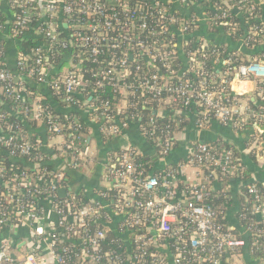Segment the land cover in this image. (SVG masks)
Here are the masks:
<instances>
[{
  "label": "built area",
  "instance_id": "built-area-1",
  "mask_svg": "<svg viewBox=\"0 0 264 264\" xmlns=\"http://www.w3.org/2000/svg\"><path fill=\"white\" fill-rule=\"evenodd\" d=\"M6 1L19 10L11 15L13 36L25 35L35 25L34 33L44 35L48 43L32 49V64H27V54L18 52V73L4 66L0 45V94L11 104L9 113L0 111V232L13 233L25 225L35 241L27 254L17 257L9 239H2L0 264H43L44 247L54 264H233L232 256H242L247 237L250 247H259L263 194L255 184L248 185L249 222L240 224V230L228 226L225 212L209 205L208 196L218 175H233L242 167L230 150L201 141L184 161L156 167L158 174L144 173L135 163L139 152L127 144L115 161L104 165L100 199L81 203L73 189L59 199V190L71 187L70 180L63 183L62 173L90 162L91 151L86 143L73 141L80 136L78 122L62 121L41 94L25 85H44L66 108L91 111L107 135L119 137L137 123L155 156L159 154L158 161H165L177 143L182 115L192 114L197 127L213 120L241 126L249 114L264 116L241 107L229 90V75L250 78L258 82V95L264 100V54L237 65L229 56L219 58L217 50L208 53L206 41L200 43L202 51L187 48L198 23L191 3L213 0ZM228 1L220 0L224 6L213 1L209 10L216 12L208 11L206 20L229 29L233 24L226 21L227 10L246 5L250 22L243 41L264 42V0ZM55 46L76 55L68 57L67 66L53 77L49 53ZM210 54L215 55L216 75L206 68ZM219 62L223 68L216 70ZM141 107L152 111L143 123L136 111ZM173 109L176 117L159 125L156 117ZM12 115L25 126L10 119ZM33 125H46L48 133L61 139L52 161L42 153ZM45 162L52 167L43 168ZM191 167L194 182L187 174ZM43 203L50 206L52 217Z\"/></svg>",
  "mask_w": 264,
  "mask_h": 264
},
{
  "label": "crops",
  "instance_id": "crops-1",
  "mask_svg": "<svg viewBox=\"0 0 264 264\" xmlns=\"http://www.w3.org/2000/svg\"><path fill=\"white\" fill-rule=\"evenodd\" d=\"M169 2L170 0H165ZM2 7H7V1L2 0ZM191 4V15L195 16L198 20L197 27L203 28L201 38L208 39L213 37L219 39L227 48L228 51H237L241 54V59L244 61L253 60L260 57V50L264 49V42L257 43L253 47L243 46V38L240 36L237 40H233L231 34L227 31V28L215 26L208 20V10L205 7L200 6L198 3ZM209 14V13H208ZM237 17H241L242 13L235 10ZM207 19V20H206ZM206 30V31H205ZM15 38L9 35L5 28L0 29V43L2 45V62L4 66L12 73H18L15 66L16 43ZM205 42V41H204ZM222 62L216 65V70L221 66ZM258 82L250 78L236 77L235 74L229 75V90L236 95L241 107H248L249 109L264 108V100L258 95ZM38 90L45 100L46 104L53 106V103H59L56 98L52 96L49 88L44 85H39ZM47 93V94H45ZM49 95V96H48ZM54 100V102H53ZM64 107V106H63ZM65 108V107H64ZM65 109H68L65 108ZM70 109V108H69ZM194 110V108L192 107ZM264 110V109H263ZM82 117L85 120L86 132L80 133V138L86 139V144L91 151V163L86 162L84 166L78 170L69 171L74 176L69 185L73 190L80 191L90 201L100 199V195L104 191V165L107 162L115 161L116 155L120 149L127 144L133 146L140 154L145 155L146 158H150L151 155H155V149L148 140H145L139 131V125L137 123L130 124L127 129L122 132L119 137L107 135L100 131L98 122L93 119L91 111H80ZM193 111L191 110V113ZM166 116V113L162 112ZM190 115V114H189ZM169 118H172L169 116ZM250 114L246 116L243 121L246 124L243 126H233L232 124H222L216 120L210 121L203 127H197L195 124V117L191 114V117L182 115V123L180 128L176 131L177 143L174 149L170 152L165 161L155 160L154 167H162L164 162L167 164H177L184 161L186 155L197 141L201 142H218L230 146L236 155L239 156V161L242 167V173L238 177H232L229 181L224 183L214 182V192L216 194H227L229 205L225 209V222L233 229L240 230V222L238 220L239 209L242 203L245 201V192L247 185L257 184L259 187L264 188V116L262 118L251 119ZM40 132L44 129L40 128ZM84 131V130H83ZM61 139L56 137H48L43 143V150L50 156L48 159L53 160L57 154L55 150L56 142ZM90 163V164H89ZM165 163V164H166ZM58 165V163H57ZM191 182L196 179L195 170L191 167V174L188 170ZM65 189V196L67 193ZM223 195V194H222ZM251 199V196L249 195ZM251 201V200H250ZM43 209L49 214L48 217H52L50 206L47 203L42 204ZM8 238L11 245V251L17 257L24 256L26 252L35 246V241L32 243L29 234L28 226H21L13 233H8L7 230L0 232V242L2 239ZM32 243V245H31ZM243 249L242 256L239 257V264H264V255L262 257L252 256L249 248ZM41 262L43 264H54L53 257L49 254L48 249L45 247L41 251Z\"/></svg>",
  "mask_w": 264,
  "mask_h": 264
},
{
  "label": "trees",
  "instance_id": "trees-1",
  "mask_svg": "<svg viewBox=\"0 0 264 264\" xmlns=\"http://www.w3.org/2000/svg\"><path fill=\"white\" fill-rule=\"evenodd\" d=\"M1 1L2 0H0V28H5L7 33L15 38L14 39V40H16L15 41V43H16V47H15L16 54L15 55H17L18 52H23V53L27 54V57H28L27 64H32L33 59H34V54L32 53V49H34L38 46H42V45L45 46V44L48 43V40L44 37V35H36L34 33L33 28H35V25L28 32H26L25 35L21 34V35L13 36L14 33L11 30L12 29V17H11V15L15 12H18L19 10L13 8L11 3H7V7L3 8ZM213 1L220 4L221 6H224L223 3L220 2V0H213ZM213 1H211V3L210 2H204V1H202V2L196 1V2H193V5L198 3L200 6L205 7V9H211L212 4L214 3ZM233 1H235V0H231V1L229 0L228 3L231 4ZM248 1H250V0H248ZM239 8L240 9L238 12L242 13L240 18L237 17L233 8H230L227 10L228 16H227L226 21L231 22L233 24V26L227 30L231 34L230 36L233 38L232 41L237 40L240 36L244 35L246 29L248 28L249 22H250L248 19V16L246 15V10H247L246 5H243V7H239ZM208 11L210 12L211 15H214L216 12L214 10H208ZM251 23H253L254 25L260 26V23L258 20H253V22L251 20ZM198 27H197V29H191V44H189L187 47V48L191 49V51H194L197 49L199 51H202V48H200V43L202 41H206L205 46H206V50L208 51V53L211 52L213 49L217 50L219 52V58L223 57V56H229L235 61V64H237V65L242 64V63H248L251 61V60H247V59H245L243 61L241 59V57H242L241 54L235 50L228 51L226 46L224 44H222V42H219V39H214L213 37H210L208 39L207 38L206 39L201 38V35H202L201 33L203 32L204 29L201 27L200 28H198ZM223 28L225 29L227 27H223ZM59 37H60V39H64V36L62 34ZM243 44L249 48L253 47L255 45L254 41H252V40H246ZM1 48H2V45H1ZM59 48H60L59 46H55L51 49V52L49 53V55H50L49 56L50 57L49 62L53 65V68H52V76L53 77H56V75L60 73L62 68L67 66L68 57H70L72 55H74V56L76 55V52H74L73 50L71 51L70 49H68V50L64 49V50L60 51ZM258 54H260V56L263 55L264 49L260 50V52H258ZM214 56L215 55L210 54V57H209L208 61L206 62V68L209 72L213 71V74L216 75V73L214 72L215 69H214L213 64H212ZM75 58H74V61L76 60ZM15 61H16V58H15L14 62ZM25 85L33 93L40 94V92L38 90L39 85L35 84V82L25 83ZM49 91L51 92L54 99L56 98V100L59 103H61L60 106L57 103H53V106L51 104V106H48L49 110H51L54 115L59 116L61 118V120L66 122V123L70 122V121H73V122L77 121L78 124L80 125V127L77 129L78 133L86 132L85 127H87V125L85 124V120L82 117L80 110L71 109V108L65 109L66 106L64 103H62V101L59 99V97L54 95L51 90H49ZM45 94H47V93H45ZM53 102H54V100H53ZM10 107H11V104H10L9 100L4 95L0 94V111L9 113ZM263 109L262 108L254 109L253 108L252 110H254L255 112H258L259 114H264ZM175 110L176 109L170 110L166 114V116H164L163 118L156 117L157 123L159 125H162L163 123L171 122L168 119H170L169 116L176 117L175 116ZM191 110H192V107H191ZM136 111L141 113V123H143L145 120H147L148 117H150L152 115V111L150 109H146V108L141 107V108H138ZM15 117H17V116L12 115V116H10V119L14 118L16 121L20 122L21 125L25 126V124H23L20 119L15 118ZM253 118L258 119L260 117H252L251 119L253 120ZM242 123H243L242 124L243 126L246 124L245 122H242ZM33 128H37V130L34 131V133H33L34 137L35 136L39 137L42 144L44 143V141H46L48 139V137L53 136L52 134L48 133L46 125H37V126L33 125ZM40 128L44 129V131L40 132L39 131ZM74 136H76V135H74ZM67 139H71V137L67 136ZM73 141L79 142V143H86V139L80 138L79 134L77 135V138ZM204 143H206L209 146L214 147V149H218V150L228 149V150H230L232 153V156L240 163L239 156L236 155V153L234 152V150L230 146L218 143L216 141L215 142H204ZM42 153L46 154L48 157L50 156L47 152H44V150L42 151ZM47 156L45 158H48ZM156 156H157L156 159L159 158V154L158 155L156 154ZM135 163L137 164V166H139V168H141L144 171V173H148L151 171L154 174L159 173V170L155 169V167H154L155 159L146 158L145 155H142L139 153V155H137L135 157ZM42 167L46 168L48 170L52 166H51L50 162H45V164ZM241 171H242V169H241ZM241 171H238L237 173H235L233 175L227 174L224 177H220V175H218V177H219L218 182L221 184V183L229 181L232 177H238L239 175H241V173H242ZM62 178H63V183H64L68 180H70V181L73 180L74 176L72 174H70L68 171H64L62 173ZM255 185L257 186V188L259 189L261 194H263V196H264V188L259 187L257 184H255ZM67 188L72 189V187H67ZM245 189H246L245 201L242 203V205L239 209V216H238V220H239L240 224H242V225H245L246 223L249 222V218H250L249 213H250L251 201H252V199L249 198V193L247 192V187ZM221 191L223 192L221 194L211 193L208 196L207 202L209 205H212L217 210H221V211L225 212L226 207L229 205V201H228V198L226 197L227 194L225 193V191H223V190H221ZM72 195L75 197V199L79 200L81 203H89L90 202V200L84 194H82L80 191L75 192V190H74L72 192ZM58 198L60 199V195ZM240 214H245L246 218L241 219ZM257 227L264 229V225L261 223H257ZM110 235H112V233H110ZM247 240H248V245L246 247L249 248L251 255L255 256V257H262V255H264V233H261V235H258V237H257V240L259 242V247H257V248L256 247H250V242H251L250 237H247ZM57 251L59 252L60 248H58Z\"/></svg>",
  "mask_w": 264,
  "mask_h": 264
},
{
  "label": "water",
  "instance_id": "water-1",
  "mask_svg": "<svg viewBox=\"0 0 264 264\" xmlns=\"http://www.w3.org/2000/svg\"><path fill=\"white\" fill-rule=\"evenodd\" d=\"M235 11V10H234ZM15 80H16V78H15ZM154 112V111H153ZM150 158H152V159H155L156 160V156L155 155H151V157ZM59 194H60V196H62L63 194H64V188H61L60 190H59Z\"/></svg>",
  "mask_w": 264,
  "mask_h": 264
},
{
  "label": "rangeland",
  "instance_id": "rangeland-1",
  "mask_svg": "<svg viewBox=\"0 0 264 264\" xmlns=\"http://www.w3.org/2000/svg\"><path fill=\"white\" fill-rule=\"evenodd\" d=\"M91 163V162H90ZM89 163V164H90ZM232 263L233 264H239V259H237V258H234V256H232Z\"/></svg>",
  "mask_w": 264,
  "mask_h": 264
}]
</instances>
